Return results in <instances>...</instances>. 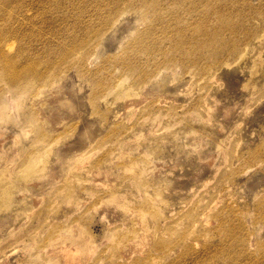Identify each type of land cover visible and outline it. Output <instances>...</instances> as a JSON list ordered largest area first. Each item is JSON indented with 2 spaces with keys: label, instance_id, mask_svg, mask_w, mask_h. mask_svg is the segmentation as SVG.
<instances>
[{
  "label": "rangeland",
  "instance_id": "374dc122",
  "mask_svg": "<svg viewBox=\"0 0 264 264\" xmlns=\"http://www.w3.org/2000/svg\"><path fill=\"white\" fill-rule=\"evenodd\" d=\"M248 1L254 7L264 3V0ZM263 6L258 10L263 12ZM257 12L258 17L255 19L258 23L253 25L258 26V34L264 32V21H261L264 15ZM259 13L262 15L260 21ZM135 20V15H129L124 25ZM249 26L246 27L250 30ZM253 34H256L255 31ZM259 36H250L252 40H246L245 35L239 36V43L244 44L240 47V53L246 54L240 59L233 57L230 61L241 60L240 64L236 63L237 68L217 67L211 75L202 76L204 74L201 69L204 71L205 65L209 64L205 54L192 56V62L199 59V63H205L203 66L197 64L193 70L180 68L181 63L173 66L176 71L172 84L176 91L175 97L158 90L150 97L146 95L147 99L143 97L127 103L115 91L114 95L104 99V103L93 106L88 103L92 84L82 82L77 75L68 74L62 79L60 92L61 100L68 110L61 112L58 130L73 123H77L78 133L90 124H95L98 130L77 149H72V145L84 140L82 134L60 139L58 144L52 146L49 158L45 157L40 161L45 164H36L34 173L30 176L25 174L24 178V161L28 160L35 147L32 130L26 123L33 101L24 99L20 108V104H14L16 101L9 96L14 105L10 101L3 116L11 118V121H7L11 125H0V174L3 173L0 176L6 178L3 185L0 184V264H62L59 259L61 252L54 250H60L58 245L63 241L67 242V246L71 243L67 248H71L75 242L88 244L86 251L79 253L81 264H124L130 258L138 256L137 254L142 258L152 253L166 258L167 256L160 255V251H154L153 246L158 238L165 242L172 238L167 228L169 222L165 221H177L181 217L179 212L184 208L193 207L195 212L201 211L212 198L206 192L207 188L214 185L218 177L226 176L222 174L223 171L231 179L224 184L227 188L217 197L214 207L220 208L225 200L232 204L233 211L237 212L250 233L248 251L254 257V261L250 263L264 264L262 252L256 251L258 244L264 243V221L254 224V219L260 218L258 215L264 213V36L261 35L263 39ZM227 40L228 38L224 42ZM245 40H251V43H243ZM111 43L106 44L105 48L109 47L106 53L114 52L115 49L110 47ZM257 51L261 54L257 55ZM213 56L216 57L217 54ZM254 57L259 60L253 59ZM252 59L254 65H251ZM90 64L92 67L95 62ZM188 71H191L189 75L184 74ZM168 74L165 71L162 76ZM115 75L117 79L120 77L118 71ZM210 78L213 80H209ZM121 85L124 89L128 82ZM115 96L121 98L117 100L114 99L117 98ZM155 97L160 99V106H173L176 116L171 117L163 112L161 121L157 123L160 118L155 117L158 112L156 109L150 115L142 117L140 109ZM100 113H106L107 120H99ZM117 114L120 116L116 117ZM173 122L177 124L173 126ZM120 123L131 129L119 137L110 138V130ZM168 127L171 128L166 129ZM152 130L158 134H154ZM131 137L135 140L132 144L125 142ZM214 143L216 146H213ZM219 148H226V152L222 150L224 157L220 155L223 153ZM215 151L219 153L218 158L212 161L209 154ZM83 157H86L85 161H82ZM202 165L209 166L208 174L202 175L207 179L196 181L185 178L178 181V178L173 177L174 171L181 172L180 175L195 173ZM18 169L24 173L20 170L21 173L17 172ZM207 182L210 185L205 188ZM185 214L187 213L182 215ZM205 218L207 221L203 219L204 222L192 229L189 227L191 220L183 224H176L174 221L172 225L175 232L186 226L187 236L200 238L197 242L199 245L207 242L199 251L193 250L190 259L183 264H230L227 254L221 260L215 258L222 252V248L216 246L220 243L222 234L211 213ZM178 222L182 223L183 219ZM163 223L165 224L162 226ZM136 224L143 228V242L137 243L135 251L130 253L127 250V240L137 237ZM204 229H210L209 236L204 237ZM57 237L59 238L56 240ZM139 264H151V261L141 259ZM155 264H168V261L160 260Z\"/></svg>",
  "mask_w": 264,
  "mask_h": 264
},
{
  "label": "bare ground",
  "instance_id": "6f19581e",
  "mask_svg": "<svg viewBox=\"0 0 264 264\" xmlns=\"http://www.w3.org/2000/svg\"><path fill=\"white\" fill-rule=\"evenodd\" d=\"M263 4L254 7L248 0H0V125L4 127L11 125L7 122L11 121V118L6 119L7 117L3 116L10 105L9 96L16 101L14 104H20V108L23 106L24 99L33 101L32 111H30V116L26 123L32 130L35 147L31 150L28 160L24 161L23 171L25 173L20 169L16 171L24 173L23 178L30 176L34 173L36 164H42L40 161L48 157L52 146L58 144L60 139L65 137L74 138L82 134L84 140H81V143L78 141L72 145V149H77L78 146L81 145L82 147L85 144L87 137L94 136L97 132V126L90 124L85 126L81 133H78L77 123L67 125L58 130V124L62 116L61 112L68 110L67 105L63 103L60 96L62 79L68 74L77 75L82 82L92 84L88 103L93 106L104 103V99L109 95L111 97V94L114 95L115 91V94L118 93L122 98L115 96L117 98L114 99L124 98L127 103L135 99L137 101L138 99L141 100L143 97L147 99L146 95L150 97L158 90L167 92L172 97H175L176 91L172 84L176 71L172 67L181 63L182 66L180 68L184 67L186 70H193L197 64L199 66L205 64L199 63V59L192 62L193 55L205 54L207 56L206 61L209 64L205 65L204 71L201 69L204 74L202 76L211 75V73H214L212 71L217 67L234 69L237 65L236 63L241 61L238 62L237 59L246 54L240 53L242 50L240 47L244 46V44L239 43L238 38L245 35V39L249 40L250 36L251 38L257 35H260V38L264 36V32L258 31L259 33L257 34L258 26H254L257 25L255 23L257 22L255 17H258L256 16L257 11L262 12L258 9ZM261 10H264V8ZM262 13L264 15V11ZM129 15H135L136 20L131 24L124 25ZM262 15L260 14L258 21H260L259 19ZM262 20L264 21L263 17ZM246 26H249L251 31ZM253 31L257 35L253 34ZM226 38L228 40L224 42ZM110 41L112 42L110 47L115 50L114 52L106 53L109 47H105L106 44L109 45ZM216 54L217 56L214 57L213 55ZM260 54L258 52L257 55ZM237 55L239 57H236ZM233 57L237 59L234 62H230ZM93 61L95 65L90 67V62L93 64ZM245 61L243 62L246 63ZM252 62L251 65H254L255 63ZM262 64H264V60ZM116 71L120 75L118 79L115 78ZM165 71L169 74L163 77L162 74H165ZM190 72L188 71V73L185 72L184 74L189 75ZM250 76L252 77V75ZM213 78L209 80H213ZM247 80L249 81L250 79L248 78ZM123 82H128V86L124 89H122L121 85ZM244 85L246 86L245 83ZM159 103L160 99L155 97L152 101L144 104L140 109L141 116H148L156 109H158V112L155 113L157 118H160L163 112L171 117L176 116L173 106H160ZM11 104L14 105L12 101ZM135 113L132 112L133 115ZM100 114L99 120H107L106 113ZM118 116L120 114L116 115V117ZM160 121L161 118L157 123ZM157 123L156 128L154 127L155 129L158 127ZM176 124L177 122L175 124L173 122L172 125ZM130 129L129 126L120 123L110 130L109 136L110 138L119 137L128 133ZM153 131L155 132V130ZM154 134L157 135L158 132ZM23 136L26 135L24 134ZM134 141L133 137L125 140L129 144ZM42 146L43 148H41ZM213 146H216V144L214 143ZM220 148L222 147L220 146ZM222 150L221 153L223 154H220L221 156L225 154ZM218 154L217 151L209 154L210 160L212 159L213 161L216 157L218 158ZM86 157H83V160H79L85 161ZM79 163L82 164L83 162ZM209 164L210 166L212 165L211 163ZM204 165H202L204 169L201 166L196 169L195 173H182L180 175L181 172L175 173L174 171L175 175L172 174V176L174 175L175 179L178 178V181L185 178L196 181L201 180L206 178L202 175L209 172V166ZM222 174H226V176L218 177L214 185L207 188L206 192L210 193L212 198L201 211L195 212L193 207L184 208L181 213L179 212L181 217L179 216L180 218H177V221L174 219V221L176 224H183L191 220L189 227L192 229L195 225L201 224L202 221L204 222L205 220L203 219L207 221L205 217L211 213L212 219L216 221V225L222 234L219 240L220 243L216 245L222 248V252L216 255L215 258L221 260L227 254L226 258L230 264L250 263L254 261V257L248 251L250 233L237 212L233 211L232 204L225 200L220 204V208L216 207L215 209L214 207L216 206L217 197L227 188L224 184L231 179L226 171H223ZM17 175L19 174L17 173ZM221 177L222 180H220ZM4 178H0L2 179V183H0L2 185ZM210 182L205 184V188ZM201 189L199 191H202ZM0 190L2 191V189ZM204 195L206 194L204 193ZM133 199L136 200L137 198L133 197ZM130 212L132 213V211ZM184 212L187 214L182 215ZM260 214L258 215L260 218L254 219V224L264 221V213ZM180 219H183L182 223L178 222ZM135 222H138V220H135ZM166 222H169L167 228L170 230L172 238L168 242L158 238L153 243V246L154 251H160V255L167 257L163 256L164 258H162V256L152 253L148 254L146 258H142L137 254L138 256L130 258L124 264H139L141 259H148L151 264H155L156 261L160 260H166L168 264H183L190 259L193 250L199 251L203 246L207 245V242L199 245L197 242H199L200 238L187 236L186 226L175 232L174 227H172L174 224L168 220ZM137 229V237L134 240H127V250L130 253L135 251L137 243L143 242L141 237L144 233L143 228L138 225ZM209 233L210 229H204L202 232L204 237L209 236ZM62 235L63 233L60 234V238L63 237ZM64 239H59V241ZM66 244L67 242L63 241L58 245L59 247L56 246L60 250H54L55 252H61L59 257L61 263L76 264V262H80L79 253L80 251L84 253L88 244L75 242L72 247L70 246L71 248H67L71 243L68 246ZM258 245L256 251L262 252L261 259L264 262V243ZM47 248L51 249L48 246Z\"/></svg>",
  "mask_w": 264,
  "mask_h": 264
}]
</instances>
